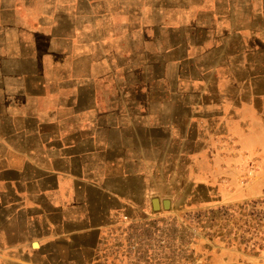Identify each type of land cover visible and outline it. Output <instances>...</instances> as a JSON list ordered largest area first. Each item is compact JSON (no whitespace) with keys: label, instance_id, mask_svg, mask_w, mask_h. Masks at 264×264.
I'll return each mask as SVG.
<instances>
[{"label":"rangeland","instance_id":"rangeland-1","mask_svg":"<svg viewBox=\"0 0 264 264\" xmlns=\"http://www.w3.org/2000/svg\"><path fill=\"white\" fill-rule=\"evenodd\" d=\"M0 84L33 117H87L104 85L121 117H171V185L141 217L117 222L133 263L205 264V249L219 246L228 264H264L249 250L247 211L262 191L234 198L201 186L180 152L193 139L173 131L186 117H264V0H0ZM261 156L246 164L258 177ZM154 197L170 207L153 209Z\"/></svg>","mask_w":264,"mask_h":264},{"label":"crops","instance_id":"crops-1","mask_svg":"<svg viewBox=\"0 0 264 264\" xmlns=\"http://www.w3.org/2000/svg\"><path fill=\"white\" fill-rule=\"evenodd\" d=\"M0 90V264H136L117 222L141 217L151 194L171 185V117H121L107 85L92 90L87 117L21 114L17 94L8 84ZM195 118L173 131L195 143L180 152L199 184L234 198L263 191V173L244 189L237 180L253 155H264V117ZM32 120L37 128L27 127ZM218 247L205 249V264H228Z\"/></svg>","mask_w":264,"mask_h":264},{"label":"built area","instance_id":"built-area-1","mask_svg":"<svg viewBox=\"0 0 264 264\" xmlns=\"http://www.w3.org/2000/svg\"><path fill=\"white\" fill-rule=\"evenodd\" d=\"M258 171L259 169L256 164L249 163L245 167L242 177L239 179L240 183L247 186L251 185L258 177ZM247 206L249 250L264 254V189L262 193L253 197ZM258 262L264 263V260Z\"/></svg>","mask_w":264,"mask_h":264},{"label":"water","instance_id":"water-1","mask_svg":"<svg viewBox=\"0 0 264 264\" xmlns=\"http://www.w3.org/2000/svg\"><path fill=\"white\" fill-rule=\"evenodd\" d=\"M165 202H167L168 205L165 204ZM160 203H162V204H160ZM161 205L164 209H168L170 207V200L164 199L162 202H160V200L157 197L152 198L153 209L159 210L161 208Z\"/></svg>","mask_w":264,"mask_h":264},{"label":"bare ground","instance_id":"bare-ground-1","mask_svg":"<svg viewBox=\"0 0 264 264\" xmlns=\"http://www.w3.org/2000/svg\"><path fill=\"white\" fill-rule=\"evenodd\" d=\"M165 204H167V205H168V203H167V202H165Z\"/></svg>","mask_w":264,"mask_h":264}]
</instances>
